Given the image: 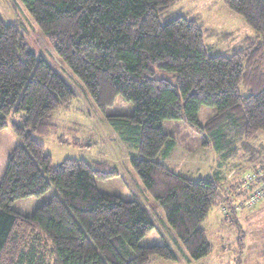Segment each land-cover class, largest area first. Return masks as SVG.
I'll return each instance as SVG.
<instances>
[{
  "label": "trees",
  "instance_id": "obj_1",
  "mask_svg": "<svg viewBox=\"0 0 264 264\" xmlns=\"http://www.w3.org/2000/svg\"><path fill=\"white\" fill-rule=\"evenodd\" d=\"M178 1L20 0L97 108L104 113L117 96L132 103V115H106L105 121L136 149L130 164L175 233L173 245L139 244L154 220L141 202L97 190L95 179L119 174L107 163L65 159L53 166L33 136L55 131L54 113L76 92L0 17V130L10 114H22L21 124H12L19 144L0 182V264H151L181 256L198 261L211 253L203 221L215 206L225 207L232 219L230 197L245 191L225 189L219 172L193 181L157 161L176 145L162 123L183 121L205 136L206 145L228 150L226 157L236 152L238 138L264 132V0H221L256 32L231 56H208L193 20L160 23ZM157 72L172 74L174 81ZM202 105L215 109L203 126L197 118ZM51 187L56 194L31 216L11 208L15 200Z\"/></svg>",
  "mask_w": 264,
  "mask_h": 264
},
{
  "label": "rangeland",
  "instance_id": "obj_2",
  "mask_svg": "<svg viewBox=\"0 0 264 264\" xmlns=\"http://www.w3.org/2000/svg\"><path fill=\"white\" fill-rule=\"evenodd\" d=\"M0 17L5 23L16 26L25 39L27 49L37 58L44 57L76 92L75 100L65 109L54 113L55 131L47 136H33L43 145L45 153L51 156L53 166L65 159L107 163L119 174L104 180L95 179L97 190L126 201L141 202L154 220V227L141 238L139 244L144 247L165 242L173 245L175 233L130 164V157L136 154V149L125 145L105 121L106 115H132V103L117 96L104 113L97 108L80 80L59 60L20 0H0ZM176 17L193 20L199 25L208 56H231L243 48L245 39L256 38V32L241 16L225 7L221 0H179L162 13L159 20L165 24ZM157 77L174 81L172 74L164 72H157ZM241 92L246 95L243 88ZM214 114V108L202 105L197 114L199 124L203 126ZM21 116L10 114L6 126L0 130V182L9 154L19 144L12 124H21ZM162 130L174 138L176 145L168 157L160 155L156 160L190 180H206L214 172H219L225 189L239 191L243 180L256 173L253 172L254 166L257 169L264 164L262 131L250 140L238 138L235 142L236 152L226 157L224 154L228 150L218 152L212 145H206L205 136L183 121L165 120ZM55 194L56 191L51 187L39 196L15 200L11 208L31 216ZM246 198L230 197L234 205ZM224 210L223 206L213 207L202 223L212 249L207 257L187 261L181 256L176 262L156 260L152 264H264V200L255 206L235 210L232 219L227 218L231 214L227 209L226 212Z\"/></svg>",
  "mask_w": 264,
  "mask_h": 264
},
{
  "label": "built area",
  "instance_id": "obj_3",
  "mask_svg": "<svg viewBox=\"0 0 264 264\" xmlns=\"http://www.w3.org/2000/svg\"><path fill=\"white\" fill-rule=\"evenodd\" d=\"M244 184L241 183L239 187L241 191H245L241 197L246 196L247 198L244 201L240 202L238 205H234L235 210H239L244 207H252L264 200V166L256 171L253 175H248L244 180ZM226 212V208L224 210Z\"/></svg>",
  "mask_w": 264,
  "mask_h": 264
},
{
  "label": "crops",
  "instance_id": "obj_4",
  "mask_svg": "<svg viewBox=\"0 0 264 264\" xmlns=\"http://www.w3.org/2000/svg\"><path fill=\"white\" fill-rule=\"evenodd\" d=\"M154 261H156V260H154ZM154 261H153V262H154ZM151 264H152V263H151Z\"/></svg>",
  "mask_w": 264,
  "mask_h": 264
},
{
  "label": "water",
  "instance_id": "obj_5",
  "mask_svg": "<svg viewBox=\"0 0 264 264\" xmlns=\"http://www.w3.org/2000/svg\"><path fill=\"white\" fill-rule=\"evenodd\" d=\"M220 195H222L221 193H219Z\"/></svg>",
  "mask_w": 264,
  "mask_h": 264
}]
</instances>
